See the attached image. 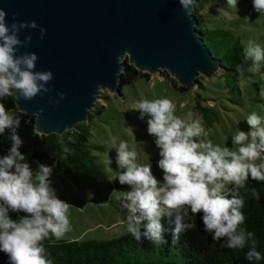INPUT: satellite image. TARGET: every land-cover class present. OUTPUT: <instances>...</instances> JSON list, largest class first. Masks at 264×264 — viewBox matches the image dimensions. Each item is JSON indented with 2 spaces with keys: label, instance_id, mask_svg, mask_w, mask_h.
Returning a JSON list of instances; mask_svg holds the SVG:
<instances>
[{
  "label": "clouds",
  "instance_id": "9594fccd",
  "mask_svg": "<svg viewBox=\"0 0 264 264\" xmlns=\"http://www.w3.org/2000/svg\"><path fill=\"white\" fill-rule=\"evenodd\" d=\"M178 2L190 16L194 0ZM226 2L233 8L238 4V0ZM251 3L258 15H264V0ZM6 16L0 8V135L8 131L12 142L7 154L0 156V252L8 256L10 264H52L45 241H59L71 230V205L52 186L53 166L41 163L33 169L27 162L20 151V118L10 114L2 101L30 100L49 92L46 85L53 74L35 70V52L17 54L31 40L26 36L22 41L21 30L37 28L36 21L13 18L9 24ZM44 33L40 27L41 39ZM244 58L260 70L264 47L249 43ZM58 95L64 98V93ZM135 109L141 119L148 117L147 133L159 149L156 165L163 179L156 178L151 163L137 162L138 153L128 142L119 143L115 162L120 171L112 179L128 186L117 197L126 213L127 232L138 241L143 237L159 245L167 242L165 233L170 231L178 238L193 228L190 217L202 213L203 229L213 240L223 239L229 249H243L250 243L245 258L249 262L264 259L256 250L255 234L243 227L245 200L241 195L249 179L264 181V117L255 112L247 116L248 131L238 130L231 137L233 150L198 139L207 135L202 118H194L191 112L186 118L176 116V105L168 98L141 99ZM70 151L63 147L64 153ZM111 162L110 158L106 161L109 166ZM251 194L259 199L255 189ZM94 195L91 190L86 192L88 198ZM10 213H17V218ZM165 222L171 227L166 228Z\"/></svg>",
  "mask_w": 264,
  "mask_h": 264
},
{
  "label": "water",
  "instance_id": "95a60500",
  "mask_svg": "<svg viewBox=\"0 0 264 264\" xmlns=\"http://www.w3.org/2000/svg\"><path fill=\"white\" fill-rule=\"evenodd\" d=\"M0 8L9 24L38 25L21 30L20 39L31 40L17 54H37L35 70L53 74L50 91L14 104L44 136L86 123L101 90L119 95L124 61L149 75L165 71L188 88L221 70L196 30L195 6L186 15L178 0H0Z\"/></svg>",
  "mask_w": 264,
  "mask_h": 264
},
{
  "label": "trees",
  "instance_id": "16d2710c",
  "mask_svg": "<svg viewBox=\"0 0 264 264\" xmlns=\"http://www.w3.org/2000/svg\"><path fill=\"white\" fill-rule=\"evenodd\" d=\"M203 0H194V17L198 24L196 30L204 41L205 47L218 59L221 66L220 77L226 81L227 92L238 91L237 66L244 63L245 45L241 39L233 35L226 28H205L200 22L198 6ZM124 70L120 74V92L123 86L132 84L137 77H147L144 72L138 71L126 61ZM165 76L167 73H164ZM173 88L184 92L186 87L179 86L170 79ZM199 83V82H198ZM198 97L196 107L201 111L203 124L211 123L207 108L199 105ZM12 115L20 118L18 134L23 141L20 151L23 152L33 169L38 164L53 166L52 186L57 195L67 201L71 206L83 208L87 204H100L108 200L114 190V182L100 170L95 162L91 146L89 122L97 115L98 106L88 114L89 122L78 123L73 129H68L62 135L38 134L33 127V117L17 111L14 99L9 98ZM10 133L6 131L0 135V156L7 154L11 147ZM62 141V143H61ZM67 146L71 151L63 152ZM255 189L259 199L251 192ZM91 190L95 195L88 198L86 192ZM245 204L242 209L245 215L247 230L255 234L256 250L264 257V181L257 182L249 179L246 189H241ZM10 213L17 218L18 214ZM22 214V213H21ZM198 213L191 216L193 228L182 232L178 238H173L171 232L165 233L166 243L159 245L151 243L145 238L136 240L129 233H124L113 239L86 241H67L61 239L54 242H45V247L52 264H264V259L249 262L245 254L249 245L243 249H229L225 241L213 240L211 234L203 229ZM165 227H171L165 222ZM0 264H10L8 256L0 252Z\"/></svg>",
  "mask_w": 264,
  "mask_h": 264
},
{
  "label": "rangeland",
  "instance_id": "374dc122",
  "mask_svg": "<svg viewBox=\"0 0 264 264\" xmlns=\"http://www.w3.org/2000/svg\"><path fill=\"white\" fill-rule=\"evenodd\" d=\"M198 10L200 23L205 28H226L239 37L245 46L253 43L264 47V15H258L253 10L251 0H238L236 8L230 7L226 0H203ZM237 72L239 84L238 91L235 90L234 93L227 92L226 81L220 77L221 71L208 79L200 74L197 76L198 85L193 88L186 87L184 92L173 88L170 80L172 77L165 71L157 75L144 72L147 77L135 78L132 84L123 86L119 95L106 89L101 90L94 106H98V113L90 122H86H89L91 133L88 143L97 147L92 149L95 162L114 182V190L103 203H90L83 208L71 206V230L62 239L99 241L128 233L125 225L126 213L117 200L118 196L128 190V186L120 185L112 179L120 171L115 162V152L121 141L128 142L130 148L137 151L139 164L151 163L153 174L162 181V171L156 165L159 149L155 146L154 137L147 133L148 117L141 119L139 111L135 109L139 100L168 98L176 105V116L186 118L191 112L194 118H202L201 111L196 107L199 97L198 103L207 108L211 123L204 125L207 135L198 139L235 150L231 137L238 130L248 131L245 122L247 116L255 112L264 117V62L260 70H257L251 60L245 59L244 63L237 66ZM2 102L12 114L9 98ZM109 158L112 161L110 166L106 163ZM54 241L56 240H52Z\"/></svg>",
  "mask_w": 264,
  "mask_h": 264
}]
</instances>
